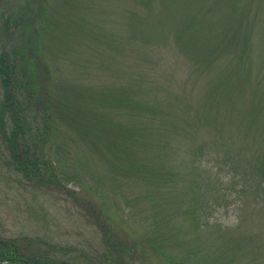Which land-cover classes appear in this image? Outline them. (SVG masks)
Masks as SVG:
<instances>
[{"label":"rangeland","instance_id":"374dc122","mask_svg":"<svg viewBox=\"0 0 264 264\" xmlns=\"http://www.w3.org/2000/svg\"><path fill=\"white\" fill-rule=\"evenodd\" d=\"M0 43L56 177L13 167L5 109L0 246L107 264L110 220L136 264H264V0H0Z\"/></svg>","mask_w":264,"mask_h":264},{"label":"trees","instance_id":"16d2710c","mask_svg":"<svg viewBox=\"0 0 264 264\" xmlns=\"http://www.w3.org/2000/svg\"><path fill=\"white\" fill-rule=\"evenodd\" d=\"M30 17V16H28ZM27 26L32 25L29 23L28 19L25 22ZM32 29H28L25 31V34H30ZM1 44V43H0ZM24 61V52L20 46L9 49L7 46L0 45V81L2 85L1 92V100H0V120H3V111L8 109L12 112V116L17 114L16 123L18 127L8 131L5 134V138L7 143L11 149V157H7L9 161L12 163L15 169H21L25 173L28 174V168H34L37 172L34 174V178L42 179V181H52L56 180V177L53 175L54 172L51 168L50 158L45 156L44 150L38 151L37 153H32V144L31 141L20 139L18 140L17 132H22L26 134L29 131L30 124L32 119L30 116H20L21 111V102L27 104L31 101L35 100L33 89L30 88L29 82L27 80V71L23 67ZM22 95V96H19ZM0 123L2 124V122ZM39 128V125L36 126ZM13 128V127H12ZM10 131V132H9ZM27 135V134H26ZM30 135H33L32 133ZM39 137V136H38ZM226 152L229 153V149H226ZM47 166H49L47 168ZM231 170H235V165H231ZM49 171L52 173L50 174ZM48 172V173H47ZM228 172V170H227ZM235 172L234 175L235 176ZM223 183V182H221ZM219 190L223 188L221 184L216 185ZM218 201L217 204H222V200L219 197H216ZM209 203L206 201L204 208L207 209L209 207ZM97 221H94L96 223ZM103 229V242L108 246L109 249L112 247L117 251V256L113 254V252L109 255L110 259L107 264H136L134 260L128 259V257L123 254V250L126 253H130V247L121 245L120 241L116 236V229L109 221L97 223ZM151 240L153 246L157 248L159 240H156V235L154 237H148ZM133 249V248H132ZM132 251V250H131ZM111 252V250H108ZM163 253V251H161ZM203 252L194 250L189 254V258L195 261H201ZM128 255V254H127ZM166 255V254H165ZM169 255H166L168 258ZM2 260H7V263H2ZM163 261L167 264H183L184 261L177 259L176 257H171L169 260H165L163 257ZM203 262V261H202ZM0 264H72L69 261H61L58 263L47 257L45 255H41V257H35L26 255L18 252L16 248H14V244L11 247L0 246ZM97 264V263H95Z\"/></svg>","mask_w":264,"mask_h":264}]
</instances>
